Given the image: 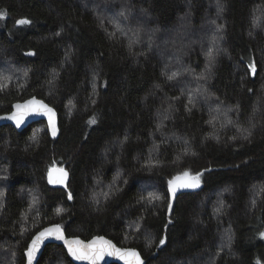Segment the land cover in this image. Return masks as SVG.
<instances>
[{"label": "trees", "instance_id": "obj_1", "mask_svg": "<svg viewBox=\"0 0 264 264\" xmlns=\"http://www.w3.org/2000/svg\"><path fill=\"white\" fill-rule=\"evenodd\" d=\"M123 1L121 12L133 15L121 38L97 16L115 11L114 0H0V50L28 70L20 89L0 90V115L33 97L57 115L55 136L44 121L0 127V260L24 264L33 235L57 224L69 237L136 249L145 264L204 253L209 264H264V27L252 23L264 0ZM215 4L217 57L184 34ZM57 167L69 173L66 191L46 183ZM186 171L201 173L202 185L171 201L169 181ZM151 182L153 205L142 197ZM97 183L100 193L111 188L99 201ZM32 188L37 219L21 232ZM57 263L72 264L47 246L38 264Z\"/></svg>", "mask_w": 264, "mask_h": 264}, {"label": "rangeland", "instance_id": "obj_2", "mask_svg": "<svg viewBox=\"0 0 264 264\" xmlns=\"http://www.w3.org/2000/svg\"><path fill=\"white\" fill-rule=\"evenodd\" d=\"M107 2V0H106ZM92 3V2H91ZM114 3L116 4V10L110 14H97L99 20L102 23L108 22V21H114L115 27H114V35L117 37L123 38L125 36L124 28H128L127 26L130 25V19L127 17H131L133 13H130L128 16H124V14L121 12L123 10L124 1L123 0H114ZM90 5V3H89ZM145 15L143 17L141 16L139 18V23H144ZM205 21L203 24L197 28V29H185L184 28V34L187 38L191 39V37H200L203 41H205V48L204 52L210 55H214L217 57V44L221 43L220 41V31L222 27L221 23V15L220 11L217 8L216 4L213 5L212 8V15H207V17L204 19ZM253 27L255 30L260 31L264 27V9L257 8L254 13V21ZM186 26H188L186 24ZM207 36H210L207 39ZM197 42V41H196ZM220 48V47H219ZM220 55L222 56L224 53L218 50ZM28 76V70L22 67H18L15 64H13L10 59L6 56V53L3 50H0V90H10V89H20ZM183 91H186L183 89ZM196 92H194L195 94ZM194 101L196 99L194 98ZM69 110L71 108H68ZM214 128V126H213ZM223 131V130H222ZM35 137H39L41 132H43L42 127H37L33 130ZM153 166V164H149L148 167ZM0 170L3 174H5V170L3 167L0 166ZM100 183H97L96 186L93 189V192H99V195H93L91 198L92 200L99 201L101 197H105L107 193L105 192L110 191L111 188L103 189V192L100 193L101 187H98ZM116 185V184H115ZM114 185V186H115ZM147 187L143 188L142 191V197L145 198V200L148 202V204L153 205L156 204L160 199V194L158 190L155 187V184L153 182L145 184ZM102 186V185H101ZM103 187V186H102ZM26 200L29 202V207L22 216V230L21 232H24L27 228L26 226L30 225V221L34 222L33 220L37 219L36 214L39 209L40 205V196L36 189H28L24 193ZM102 195V196H101ZM3 201V192H0V208L2 206ZM138 224V223H137ZM128 225V232L136 233L138 231V225ZM30 229V228H29ZM264 233V231L262 232ZM225 234H220L218 238V246H224L225 241ZM264 240V237H261ZM5 258L3 259L2 264H4ZM211 262L207 255L204 253L203 255L195 258V261L188 262L187 264H209ZM8 262L6 261L5 264ZM10 263V262H9ZM60 264V263H57Z\"/></svg>", "mask_w": 264, "mask_h": 264}, {"label": "snow or ice", "instance_id": "obj_3", "mask_svg": "<svg viewBox=\"0 0 264 264\" xmlns=\"http://www.w3.org/2000/svg\"><path fill=\"white\" fill-rule=\"evenodd\" d=\"M6 13L3 11H0V18L5 16ZM17 24H29L30 21L26 18H22L16 21ZM250 68H252L253 71H255V68L253 65H249ZM172 77H169L171 79ZM30 106H36V110L39 111L40 109H46V114L49 115V121L52 125V134L53 136L56 135V127L55 124L52 122V109L47 108L46 105H43L42 102H37L35 100L27 101L25 104H17L15 105L16 109H18V112H14L9 119L16 120L17 124L23 120L24 115L29 111ZM91 123H95V120L93 119ZM61 172V178L52 181L51 180V173L50 175V182L55 183H63L64 177L67 176V173L64 172L62 169L58 170ZM200 176L201 173H197L195 175H190L189 172H184L181 175L174 177L173 180L169 181V187L170 191L174 194L177 187H191L195 188L200 185ZM179 182V183H177ZM71 193H69V199H71ZM169 208L171 209V205H169ZM55 236L57 239H63V235L60 230V226L56 225L53 228L45 229L43 232L39 233L37 237L33 239L32 245L28 249V257H29V264H32V259L34 258L35 252L37 250V246L40 243V241L45 236ZM261 237H264V233H260ZM97 241H100V245L97 246ZM65 243L68 246L69 253L76 259H88L92 261V264H95V261L101 258L105 252H108L109 255L112 254H118L119 257L122 260L126 261V264H142V261L140 259L139 253L135 249H116L112 244L111 241H105L103 237H97L95 240L90 242L88 245H84L82 241L77 240H66ZM165 243L164 239L160 240V245H163Z\"/></svg>", "mask_w": 264, "mask_h": 264}, {"label": "water", "instance_id": "obj_4", "mask_svg": "<svg viewBox=\"0 0 264 264\" xmlns=\"http://www.w3.org/2000/svg\"><path fill=\"white\" fill-rule=\"evenodd\" d=\"M33 53H29L28 56H32ZM35 100L37 102H42L43 105H46L47 108L52 109L47 103H45L44 101L37 99L35 97L27 99L24 102L18 103V104H25V102L27 101H32ZM17 105V104H16ZM19 110L16 109L15 105L13 106L12 110L10 113L7 114H3L0 115V127L3 126H11L13 127L17 132H21L25 129H27L29 126L35 124V123H39V122H46L49 126V128L52 130V125L49 121V115L46 114V109H40L39 111L36 110V106H30L29 111H27V113L24 115L23 120L19 123V125L17 124L16 120L13 119H9V117L14 113V112H18ZM57 120V115L55 113V111L52 109V122L55 124ZM61 168H51L47 174H46V183L47 185L52 188V189H60V190H67L68 187V183H69V173L67 170L62 169L64 172L67 173V176L64 177V182L63 183H55V182H50V173H51V180L52 181H56L58 179L61 178V172L58 171ZM181 175V174H180ZM179 176V175H178ZM177 177V176H176ZM173 180V179H172ZM179 183V182H177ZM202 183L200 181V185L198 187L195 188H191V187H177L175 193L173 194L170 191V187L168 184V189H169V194H170V198L171 201H173L177 195L181 194V193H185V192H193V191H197L200 187H201ZM57 224L54 225H49L41 230H39L37 233H35L33 235V237L31 238V240L28 243V246L26 248V251L24 253V264H29V257H28V249L30 248V246L32 245L33 239L35 237H37L39 235V233L43 232L45 229H49V228H53L54 226H56ZM61 233L63 235V239H57L55 236H45L40 243L37 246V250L35 252L34 258L32 259V264H38L39 260L41 259V256L44 252V250L46 249L47 246L49 245H56V246H60L64 249L67 257L69 258V260L71 261L72 264H92L91 260L88 259H76L74 258L68 251V246L65 243L66 240H79L82 241L84 245H88L90 242H92L93 240H95L97 237H103L105 241H111L108 238L104 237V236H96L93 237L89 240H82L79 237H69L65 234L64 230L60 227ZM100 241H97V246L100 245ZM111 244L116 248V249H121V250H125V249H132V248H121L118 247L114 242L111 241ZM136 250V249H135ZM138 253L139 251L136 250ZM140 259L142 261V264H145V261L143 259V257L141 256V254L139 253ZM95 264H126L125 260H122L118 254H112L109 255L108 252H105L104 255L99 258L98 260L95 261Z\"/></svg>", "mask_w": 264, "mask_h": 264}]
</instances>
